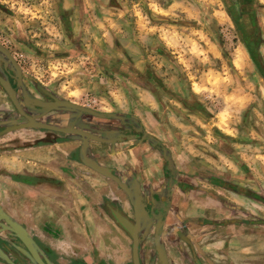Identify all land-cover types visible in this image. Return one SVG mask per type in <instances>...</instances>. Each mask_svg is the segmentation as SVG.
Here are the masks:
<instances>
[{"label": "crops", "instance_id": "0c3cea01", "mask_svg": "<svg viewBox=\"0 0 264 264\" xmlns=\"http://www.w3.org/2000/svg\"><path fill=\"white\" fill-rule=\"evenodd\" d=\"M48 1L56 4L68 44H48L56 50L46 59L96 64L93 33L97 43H110L104 65L79 71L69 82L77 87L61 83L58 89L57 83L28 77L16 61L23 84L35 95L33 85L114 117L89 116L95 127L101 121L97 132L103 139L89 140V146L68 134L12 142L17 130L31 126H17L9 101H16L15 92L13 99L0 89V132L18 128L0 136V227L12 222L23 228L57 264H133V239L118 223L120 213L137 221L141 264H264V123L246 120L233 105L226 115V100L241 97L224 93L201 69L194 71V59L168 57L177 44L158 25L141 21L145 0ZM249 2L264 8L259 0ZM128 30H135L133 43ZM246 48L244 61L258 68ZM0 82L8 84L1 77ZM79 98L86 103L69 100ZM82 147L90 155L84 157ZM6 234L14 232L0 233V245ZM3 255L0 248V264H16Z\"/></svg>", "mask_w": 264, "mask_h": 264}, {"label": "rangeland", "instance_id": "374dc122", "mask_svg": "<svg viewBox=\"0 0 264 264\" xmlns=\"http://www.w3.org/2000/svg\"><path fill=\"white\" fill-rule=\"evenodd\" d=\"M174 1L181 3L176 4ZM259 2L264 5V0ZM150 6L152 9L149 8ZM262 7L261 9L256 7L255 10L258 14L255 30L254 28L251 30L249 17L239 12L237 0H162L157 4L152 3V0H145L141 8L146 17L141 21L147 27L152 24L158 25L157 28L162 34H168L170 40L176 42L177 46L168 51V57L170 55L178 60L194 59V71L201 69L202 74H208L212 83L224 93L234 94L236 98L241 97L238 102L235 98L233 101L226 100L224 104L226 115L231 116L229 110L231 112L232 108L228 107L233 105L237 114L240 113L241 117L246 115V120L253 117V120L257 119V122L264 123V119L259 117L261 114L264 118V74L250 60V67L248 62L244 61L248 59L244 50L247 49L246 45H250L264 66V8ZM134 9L136 10V7ZM56 10V4L48 0H0V43L10 51L28 77L38 76L49 85L57 83L58 89L63 88L61 83L72 89L80 85L69 83L72 77L74 79L82 73L79 71L86 72L88 69L92 71V67L100 71L98 65H104L103 56L107 51L104 47L106 48L110 43L104 41L97 43L99 37L93 33L90 35L93 41L92 58H96L98 61L96 64L86 61L82 63L80 60H71L62 64L47 60L46 54L52 55L56 50V47L49 45H57L62 41L63 44H68L60 32L61 18ZM100 12L98 17H103L102 14L106 18L110 16L106 12L102 14ZM228 12L236 16L234 20ZM117 18L118 15L115 16V19ZM37 28L42 30H35ZM245 28L247 30H244ZM134 31H126L129 33L130 43L135 42V36L132 34ZM103 38L110 39L106 36ZM115 39L118 42L119 37ZM74 48L75 46H72L70 49ZM61 52L67 55L69 53ZM50 66L54 68L50 70ZM183 69L186 73L191 72L190 67ZM120 88L121 86L117 85V89ZM69 100L80 104L86 103L85 98ZM91 104L95 108L103 106V103H99L101 106ZM85 106L89 108L88 105ZM23 239V246L29 250L28 244Z\"/></svg>", "mask_w": 264, "mask_h": 264}, {"label": "flooded vegetation", "instance_id": "af4514ba", "mask_svg": "<svg viewBox=\"0 0 264 264\" xmlns=\"http://www.w3.org/2000/svg\"><path fill=\"white\" fill-rule=\"evenodd\" d=\"M249 1L252 0H242L240 3L241 11H244L245 16L249 17L250 20V26L251 30H255L256 26V19L254 18V9L253 7L254 3H251ZM244 30H247L246 28ZM250 47V45H248ZM251 49V48H250ZM254 51V50H253ZM250 54L252 56L253 61L255 62L258 69L261 71V73L264 74V66L261 63V61L258 59L259 56H257V59H255L254 55L252 54V49L250 50ZM10 64V66L14 67L12 63L7 60ZM1 71H0V77L7 81L8 84L13 88L15 92V98L16 101H13L9 98V101L13 107V112L11 115H13V118H16L17 120V126H21L24 122L27 124H30V121L27 117L34 118L38 120V122H42L44 124H50L52 126H59L64 129H67L68 132L73 133L75 131H89L92 133H99L97 132L101 127L100 123L101 121L97 122L99 124V127H95L93 122L91 121L90 117L88 115H84L81 117L71 118L68 115V112H65L63 109H60L62 106H56L55 108H52L50 105L52 103H56L58 101H61L59 97H57L55 94L47 91L44 89H41L40 87L37 88L35 85H33L34 93H30L29 89H26V86L23 81V76L21 75V72L18 71L15 67V72H10L9 69L6 68L5 62H1ZM10 66L8 68H10ZM0 89L7 93L4 86L0 82ZM72 119V121L68 122L67 120ZM99 119V118H98ZM81 120H83L81 122ZM24 123V124H25ZM99 128V129H98ZM3 130V128L0 129V131ZM73 132H72V131ZM66 134L64 132H57L55 130H49V129H43V128H36L33 125L31 127H27L26 129L17 130L16 138L12 140L15 141L17 139L25 140L26 138L31 139L33 142H41L45 141L47 139L51 140L52 138H56L58 136L65 137ZM21 142V141H19ZM34 144V143H33ZM10 226H12V222H10ZM15 227V226H14ZM4 229V228H2ZM6 230V229H5ZM4 231V230H3ZM2 233V231H1ZM15 234V232H14ZM14 234H6L3 235L5 239H7L6 243H2L0 245V248L4 250V253L6 255H3L5 257L6 262H14L16 264H57L55 257L51 256L50 253L42 252L39 250L35 243L32 241L31 237L30 241L34 245V252L30 250L29 245L28 249H25L23 246V242L14 236ZM17 237L23 239V236L18 235ZM25 238L23 239V241ZM25 240V243H27ZM28 244V243H27ZM17 247V248H14ZM20 248V249H19ZM8 256V257H7ZM8 260V261H7ZM5 264L4 262H2Z\"/></svg>", "mask_w": 264, "mask_h": 264}, {"label": "water", "instance_id": "95a60500", "mask_svg": "<svg viewBox=\"0 0 264 264\" xmlns=\"http://www.w3.org/2000/svg\"><path fill=\"white\" fill-rule=\"evenodd\" d=\"M0 60L1 61L3 60V62H5V64L7 66H10L9 62L7 61V60H9L12 63V65L18 71L21 72V69H20L18 63L16 62V60L14 59L12 54L1 43H0ZM14 67L10 66L9 70L15 71ZM3 85H4L5 89L9 92L10 96L14 99V91H13L12 87L6 83H3ZM50 106L52 108H55L56 106H62L60 109H63L65 112H68V115L71 118H74V116L82 117L83 114L88 115V116H92L94 118H99V119H109L111 117H114V116H107V115L105 116L103 114L97 113L93 110H90V109H87V108H84L81 106H78V105L71 103L69 101H66V100H61V101H58L56 103H52ZM27 118L30 121V124H27V126L33 125L34 127H37V128H46V129H50V130L68 133V135L71 139H81L83 141V144H85L86 146H89V140L103 141V139H102V137H100L99 133L94 134V133L89 132V131H79V132L75 131V132H73L72 130L71 131L73 133H70V132H68L67 129H64L62 127L40 123V122H37L34 118H29V117H27ZM67 121L70 122V121H72V119L67 120ZM82 121L83 120H81V122ZM20 127L22 128V127H24V125L20 126ZM15 129H18V128H8V129L0 132V136L5 134V133H8L10 131H13ZM81 153L84 157H86L87 155H90L89 150L84 148V147H82ZM84 160H86V159L84 158ZM96 168L98 171H100L104 175L108 176L109 178L114 179L116 182H118L120 184L119 179L117 177H115L108 169L102 168L99 165H97ZM130 198L134 199V196H132L130 194ZM134 202H135V200H132V203L134 204V206H136ZM116 219H117L118 223L130 234V236L133 239V264H141L140 263V257H139L140 238H139V228L137 225V221L136 220L131 221L128 218L121 215L120 213L116 214ZM5 229L9 230L11 232H15L18 235L23 236L25 238V240H28L26 242L28 243L30 250L34 252V250H35L34 245L30 241L29 235L26 232V230H24L23 228L14 227L12 225V226L6 227L4 229H2L0 227V233H1V231L3 232V230H5Z\"/></svg>", "mask_w": 264, "mask_h": 264}, {"label": "trees", "instance_id": "16d2710c", "mask_svg": "<svg viewBox=\"0 0 264 264\" xmlns=\"http://www.w3.org/2000/svg\"><path fill=\"white\" fill-rule=\"evenodd\" d=\"M247 40H248V44H249V39L247 38ZM252 54L254 55V57H255V59H257V56H256V54H255V52L254 51H252Z\"/></svg>", "mask_w": 264, "mask_h": 264}]
</instances>
